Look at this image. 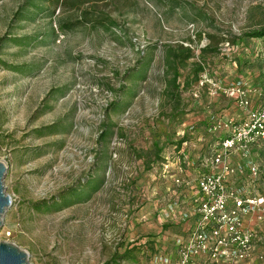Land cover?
<instances>
[{"label":"rangeland","instance_id":"obj_1","mask_svg":"<svg viewBox=\"0 0 264 264\" xmlns=\"http://www.w3.org/2000/svg\"><path fill=\"white\" fill-rule=\"evenodd\" d=\"M70 1L0 0V161L12 203L0 242L25 251L30 264H162L183 236L181 191L211 171L229 134L209 122L242 113L234 98L200 82L264 86V40L235 39L264 22V0ZM21 4L37 16L16 19ZM209 34L218 51L204 55L205 71L184 86L192 65L204 62ZM179 45L194 56L180 69L175 97L165 57ZM25 64L33 72L10 68ZM56 88L68 91L51 94ZM252 92L258 103L262 91ZM250 157L260 175L244 187L264 195V145Z\"/></svg>","mask_w":264,"mask_h":264},{"label":"built area","instance_id":"obj_2","mask_svg":"<svg viewBox=\"0 0 264 264\" xmlns=\"http://www.w3.org/2000/svg\"><path fill=\"white\" fill-rule=\"evenodd\" d=\"M211 84V94L219 90L235 99L238 106L247 110L242 120H220L210 126L212 132L224 130L219 149L210 159L211 171L196 179L198 214L184 241L178 240V255L174 261L161 259L162 264H195L197 258H204L207 264H242L254 249L257 233L242 223L244 215H256L264 223V195L247 191L244 187L234 188L228 177L247 175L252 182L259 180L260 165L250 159L253 145H264V91L262 102L251 107L250 89L238 83L234 88H223L210 79L201 85ZM239 153L245 164L235 166L231 157ZM178 181L177 179L175 180ZM264 261V255L260 256Z\"/></svg>","mask_w":264,"mask_h":264},{"label":"trees","instance_id":"obj_3","mask_svg":"<svg viewBox=\"0 0 264 264\" xmlns=\"http://www.w3.org/2000/svg\"><path fill=\"white\" fill-rule=\"evenodd\" d=\"M45 1V0H44ZM49 2L51 4H58V5H64L66 4L65 2L63 3V0H46V2ZM76 0H71L69 5H73L74 3H76ZM27 5V4H26ZM29 6L34 7L35 11H37V9L44 11L43 7H41V5L39 4V2H32ZM29 6L25 7L24 5H20V8L15 12L14 17L18 20H23L24 17L26 16V14L28 15L27 19H31L33 20L37 14L36 12H29ZM41 7V8H40ZM48 9H46L47 11ZM30 13V14H29ZM47 16L50 17V20L54 18V10L52 11H48ZM26 19V18H25ZM73 24L72 21L70 22H59V26L60 28H66V29H70V25ZM49 38L54 39L56 37V29L51 27L49 33H47V35ZM208 38L210 40V43L206 44L205 46L202 47V49H200V55L199 58H201L204 62L198 61L196 63H194L192 65V67L190 68L191 70V77H187L186 80L183 81V85L184 86H189L194 82H197L199 79V76L205 71V67H204V63H205V57L204 55L206 53H215L217 52V48L213 46L212 44V40L215 39V35H208ZM242 38H256V39H264V22L260 23L257 27L250 29V31L244 32L240 37H235V39H242ZM27 40L28 38L24 37L22 38L18 43H21L23 40ZM14 41V42H17ZM3 42V39L0 38V45ZM236 41L233 40L232 44H234ZM169 52L167 53L166 57H165V64L167 65L168 68L173 69V78L170 81V84H172V90H167V93L171 92L172 96L177 95V92H179L180 89V84L177 83V78L180 75V69L186 68V62L187 60H189L190 58H192L194 56V51L190 46H185L183 47L182 45H179L177 47H170ZM10 68L13 69H19L21 71H24L25 73H28L26 71H31L27 69L28 66L25 64L21 67H17L14 65H11ZM27 69V70H26ZM140 78H144V75H140ZM173 90H176V92L174 93ZM60 91V92H58ZM67 88H56L55 90H53L51 92V94H56L59 93L60 95H65L67 93ZM172 108L174 109L175 113H178L180 110L179 107V103H175L174 105H172ZM107 124H104L103 127L105 128ZM108 133L110 134V132L106 129L103 131V133L100 136V141H104L106 140V138L109 136ZM100 145H104V150L99 151V154L103 157L104 161L107 162V158H109V155L107 154L106 151V144H100ZM99 186L96 185L94 188L92 189H97ZM48 208H50V206H48ZM115 259H111L110 262H114ZM109 262V263H110ZM108 264V263H106Z\"/></svg>","mask_w":264,"mask_h":264},{"label":"crops","instance_id":"obj_4","mask_svg":"<svg viewBox=\"0 0 264 264\" xmlns=\"http://www.w3.org/2000/svg\"><path fill=\"white\" fill-rule=\"evenodd\" d=\"M259 40V39H258ZM264 40V39H263ZM256 87V88H255ZM254 88H248L250 89V91H264V86H255ZM255 92H252L251 95L249 94V97L251 98V109L252 108H256L258 106H260L261 102H262V98L260 96V94H258V103H254L256 101V96L255 94H253ZM242 111L241 113V116L238 115L237 118H240L239 120H241V118H245L247 116V113L240 109ZM209 126L212 125L211 122H209L208 124ZM223 136H227L226 134L223 135ZM222 136V137H223ZM222 139V138H221ZM237 155L239 156L240 154L237 153ZM250 159L252 161H256L255 159L251 158ZM245 160L244 158H242L241 156H239V158H236L235 160H233L231 163L234 164L235 166H238L239 164H245L244 163ZM257 162V161H256ZM260 165V164H259ZM247 179V180H246ZM228 183L231 185L234 186V188H239V187H244V185H247V184H250V180L247 178V175H240L238 174L235 175V176H230L228 177ZM245 188V187H244ZM254 188V186H253ZM258 190V189H257ZM182 194L181 195V198H183L181 200V202L185 205L183 210H180L177 214L179 217H177L178 219H181L182 222H185L183 223V228H181V230H183V236L181 237H176L175 238V241H178V240H181V241H184L189 232H190V229L191 227L194 225V223L196 222V219L198 218V214H195V208H196V204H197V200H198V195H197V187H196V184H189V187H185V189L183 191H181ZM253 193L256 192L255 191H252ZM258 192V191H257ZM175 214L173 215V218H174ZM171 217L170 216H167V219L169 221ZM242 223L245 227H248V228H252L256 233V238H255V241H254V249H253V253L251 254V256L245 260L242 264H262L263 261L260 260V256L261 255H264V253L262 252V247L259 245V242L261 241V236L259 235L258 236V232L263 234L264 235V223L259 221L256 217V215H244L242 217ZM264 237V236H263ZM178 255V250L175 249V252L170 254V256H167L166 258H168L170 261H174L176 259ZM194 263L195 264H207L206 260L204 258H197L194 260Z\"/></svg>","mask_w":264,"mask_h":264},{"label":"water","instance_id":"obj_5","mask_svg":"<svg viewBox=\"0 0 264 264\" xmlns=\"http://www.w3.org/2000/svg\"><path fill=\"white\" fill-rule=\"evenodd\" d=\"M7 172V166L0 161V226L2 225V216L11 206V197L5 192L3 179ZM0 264H30L28 255L25 251L19 249L13 243L0 242Z\"/></svg>","mask_w":264,"mask_h":264}]
</instances>
